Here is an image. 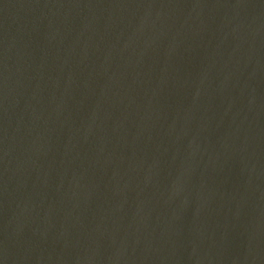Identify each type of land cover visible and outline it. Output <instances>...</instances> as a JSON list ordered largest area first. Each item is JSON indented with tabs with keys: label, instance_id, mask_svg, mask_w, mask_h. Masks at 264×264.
Listing matches in <instances>:
<instances>
[{
	"label": "water",
	"instance_id": "1",
	"mask_svg": "<svg viewBox=\"0 0 264 264\" xmlns=\"http://www.w3.org/2000/svg\"><path fill=\"white\" fill-rule=\"evenodd\" d=\"M0 264H264V0H0Z\"/></svg>",
	"mask_w": 264,
	"mask_h": 264
}]
</instances>
